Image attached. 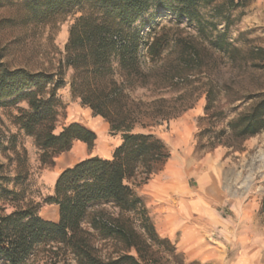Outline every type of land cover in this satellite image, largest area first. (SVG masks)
<instances>
[{"label":"trees","instance_id":"16d2710c","mask_svg":"<svg viewBox=\"0 0 264 264\" xmlns=\"http://www.w3.org/2000/svg\"><path fill=\"white\" fill-rule=\"evenodd\" d=\"M248 4L249 0H0V9L12 10L4 21L15 27L58 30L72 19L65 53L53 72L12 66L5 60L6 48L0 46V102H27L14 121L35 137L42 162L54 164L75 141L92 147L98 138L95 130L77 120L55 132L65 107L58 91L66 85L69 69L72 96L93 116L106 120L112 135L121 134L112 157L91 156L60 172L54 192L42 201L58 207L56 221L39 214L40 203L10 213L0 209V261L27 264L40 246L50 245L64 249L75 264H200L187 262L176 244L157 231L144 197L129 184L138 174L148 179L170 157L154 133L135 129L151 128L176 115L168 99L146 101L133 92L168 91L192 75L201 76L210 48L233 54L238 48L229 37L232 10ZM163 14L195 22L200 38L159 27L155 18ZM230 126L241 138L261 132L264 95ZM1 179L0 196L19 200L24 189L8 188ZM21 182L18 176L14 184ZM102 241L114 248L104 251Z\"/></svg>","mask_w":264,"mask_h":264},{"label":"rangeland","instance_id":"374dc122","mask_svg":"<svg viewBox=\"0 0 264 264\" xmlns=\"http://www.w3.org/2000/svg\"><path fill=\"white\" fill-rule=\"evenodd\" d=\"M257 3L256 0H249L246 7L232 10L234 22L230 26L229 37L238 48L233 54L210 48L201 76L192 75L184 84L168 91L153 94L146 88H138L133 92L134 97L146 101L166 98L167 105L176 113L171 119L160 120L151 128L135 129L136 132L151 131L168 147L171 157L157 173H164L171 163H182L188 168L185 175L190 178V186L197 192H202L206 186L198 175L201 172L209 173L208 180H215V191L225 200L224 203L220 202L217 211L223 225H216L215 228L224 226L227 231L214 230L210 234L204 233L203 237L185 240L186 229L183 228L171 237L187 262L224 264L222 259L237 253L238 247L234 241L238 239L250 240L247 244L253 241L264 255V129L241 138L230 126L232 120L248 112L264 95V2ZM11 15L10 8L0 9V46L6 48L5 60L12 66H23L34 71H55L65 53L72 19L69 17L58 30H49L33 25L12 26L4 21ZM155 23L159 27L170 28L172 34L200 38L196 23L188 19L179 21L175 16L163 14L155 18ZM219 28L224 29V24H219ZM71 74L72 70L69 69L65 76L66 85L58 91L65 107L60 109L56 133L73 120L84 124L89 122L93 126L96 118L101 119L93 116L89 107L83 106L79 99L72 96ZM27 107V102L22 100L14 104L0 102V177L8 188L24 189L21 198L16 201L0 196V209L10 213L30 203H40L39 214L56 221L58 207L42 201L54 192L60 174L57 167L60 155L54 158V164H44L41 160L42 150L36 145L35 137L26 134L15 123L19 109ZM99 119L96 121L100 130L95 131L99 140L94 146L86 144L80 150L73 144V149L63 155L60 165L70 161L77 163L95 155L112 157L121 134L112 135L109 123L103 120L107 124V131L101 135L103 121ZM18 176L22 182L16 186L14 182ZM155 176L156 173H153L146 179L145 175L138 174L129 184L146 200L144 189ZM174 203L177 201L174 200ZM146 204L158 231L162 236H167L171 228L167 213L173 211L154 197L150 204ZM99 246L104 251L114 248L111 242L104 241ZM0 264L4 263L0 261ZM27 264H75V261L64 249L42 245Z\"/></svg>","mask_w":264,"mask_h":264},{"label":"crops","instance_id":"0c3cea01","mask_svg":"<svg viewBox=\"0 0 264 264\" xmlns=\"http://www.w3.org/2000/svg\"><path fill=\"white\" fill-rule=\"evenodd\" d=\"M256 1L258 2L257 4L264 2V0ZM96 119L98 120L99 118ZM96 119L92 123L93 126L89 124V122L86 124L95 131L100 130L97 127ZM103 123L102 131H100L101 135H104L107 131V124L104 121ZM97 139L99 140V137ZM117 143L119 144L120 141ZM85 145L86 143L82 141L74 142V147H78L80 150L83 149ZM70 151L71 150L60 154L57 158V167L60 172L66 167L75 164L71 161L67 164H59L63 159V155ZM167 161L163 165H165ZM161 169L162 167L154 172L156 176L150 179L149 183L146 184L147 188L144 189V195L147 197L145 201L148 204L152 202L154 197L158 201L166 204L167 207L173 211L167 213L171 224L170 232L167 233V237L171 239L178 230L183 228L186 229L184 233L185 240L188 238L203 237L204 233L210 234L214 230L217 231L220 229L222 233L227 231L224 226L223 228H215L216 225H223V222L219 220L221 217L218 216L217 211L220 202L222 201V203H224L225 200L220 193L215 191V180H208L210 178L209 173L201 172V174L198 175L201 182H206V186L202 192H197L190 186V178L185 175L188 168H185L184 164L175 165L171 163L164 170V173L158 174L157 172L161 171ZM141 196L143 197V195ZM174 200H176L177 203H174ZM249 241L250 240L243 239L234 241L235 246L238 247L237 253L231 257L226 256L221 261L224 264H264L262 250L258 249L257 245L255 246L253 244V241H251L252 244H247L250 243ZM175 244L177 246V243Z\"/></svg>","mask_w":264,"mask_h":264},{"label":"bare ground","instance_id":"6f19581e","mask_svg":"<svg viewBox=\"0 0 264 264\" xmlns=\"http://www.w3.org/2000/svg\"><path fill=\"white\" fill-rule=\"evenodd\" d=\"M104 124V123H103Z\"/></svg>","mask_w":264,"mask_h":264}]
</instances>
